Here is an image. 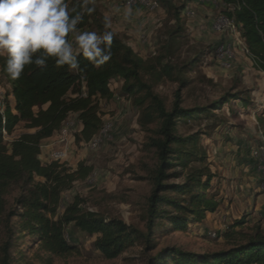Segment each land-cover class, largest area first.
<instances>
[{"label":"trees","instance_id":"trees-1","mask_svg":"<svg viewBox=\"0 0 264 264\" xmlns=\"http://www.w3.org/2000/svg\"><path fill=\"white\" fill-rule=\"evenodd\" d=\"M224 2L234 7L233 11L224 14L240 25L253 65L264 74V0ZM67 3L74 10L73 15L80 13L83 16L78 27L87 29L93 18V14L87 11L90 4L74 0H67ZM183 12L184 9L175 10L177 21ZM175 35L165 47L168 54L173 44L177 45L173 39ZM111 51L112 59L99 68L82 55L78 57L82 69L79 72L68 66L57 67L55 60L49 59L44 68L34 64L27 66L17 80L11 79L5 70L7 57L0 56L1 74L11 86L15 101L14 106L5 104L4 114L0 113V228L4 227L6 235V240L0 244V264L11 263L14 218H19V232L30 235L47 254L60 258L79 254L78 247L67 237V227L72 225L90 236H98L95 249L107 260H115L128 252L137 239L145 241L150 249L154 230L159 226H170L174 233L185 232L191 225L203 223L208 215L219 211L222 201L213 184L220 176L209 165L201 135L181 136L178 126L200 121L204 115L210 116L232 102L247 112L252 102L238 92L222 97L207 108L183 109L181 92L186 87L185 79L181 75L173 78L172 68L163 66V58L149 64L115 33ZM143 74L167 77L181 83L171 111L166 110L160 97L143 81ZM113 83H121L123 94L135 98L139 107L150 100L160 124L156 138L151 140L157 165L150 177L153 190L147 204L146 233L122 220H109L84 209L78 197L61 214L63 194L72 190L76 183L88 180L94 168L79 163L76 169H72L59 161L43 164L40 160L42 142L60 133L71 115H77L83 127L76 137L77 143H89L100 133L104 120L98 102L115 98ZM142 92L145 97L136 98ZM258 123L264 136V119L258 117ZM21 124L35 132L24 133L8 143L3 131L12 136ZM14 186H19V197L15 200V208L8 211L7 196ZM159 221L164 224L159 225ZM245 223V219H241L231 227L232 235L228 238L237 235L240 238L227 250L199 255L165 248L149 264H264V233L259 230L254 234L234 232Z\"/></svg>","mask_w":264,"mask_h":264},{"label":"rangeland","instance_id":"rangeland-1","mask_svg":"<svg viewBox=\"0 0 264 264\" xmlns=\"http://www.w3.org/2000/svg\"><path fill=\"white\" fill-rule=\"evenodd\" d=\"M74 1H83L94 8L91 24L85 30L102 34V31H106L104 16L108 14L111 20L108 30L132 45L149 64H154L161 57L163 66L172 68L173 78L181 75L186 83L181 92L183 109L207 108L222 97L238 92L252 102L247 112L232 102L210 116L204 115L200 121L179 124V135H201L212 171L217 172L214 169L220 154L215 134L219 136L228 126L237 131L246 126L259 130L255 123L258 117L264 119V74L254 67L244 48V40L236 31L222 33L215 30L214 21L228 12L224 0H211L205 5L196 0H157L160 7L156 11L139 5L129 6L126 0ZM129 8L130 14L127 13ZM176 9H184L180 21L175 19ZM188 10L195 11L196 16L188 17ZM175 33L173 39L177 45L173 44L168 54L165 47ZM223 47L229 57L224 61L219 58V51ZM157 72L160 74L161 69L158 68ZM156 76L143 74L142 79L160 97L166 110L171 111L181 83ZM112 89L114 99L98 102L104 126H112L100 149L93 151L89 143H77L76 137L82 124L77 115H71L68 119L75 127L69 136L66 164L76 169L79 163H87L94 168V172L88 180L76 183L72 190L63 194L60 213L78 197L84 209L109 220H122L128 226L146 233L147 204L153 190L150 177L157 165L156 150L151 146V140L156 138L160 124L150 100L139 107L135 98L123 94L121 83H113ZM11 91L7 79L0 73V98L5 104L14 106ZM145 95L142 92L136 98H144ZM34 132L21 124L12 136H6V140L11 143L24 133ZM51 147L59 149L58 144ZM213 185L219 197H224L222 179ZM18 197L19 186H14L7 196L8 211L15 208ZM224 201V207L218 211L217 217L212 216L203 223L191 225L185 232L174 233L170 231V226H159L154 230L150 249L145 241L137 239L128 252L115 260H107L95 249L98 236H90L72 225L67 227V237L78 247L79 254L65 258L47 254L40 250L30 235L19 232V218H14L10 264H149L165 248L199 255L227 250L240 238L238 235L228 238V235H232L231 227L241 219H245L246 223L235 233L254 234L258 230L264 233V208L256 210V205L235 203L230 195L224 197ZM158 223L164 224V221ZM4 240L5 230L1 227L0 244Z\"/></svg>","mask_w":264,"mask_h":264},{"label":"clouds","instance_id":"clouds-1","mask_svg":"<svg viewBox=\"0 0 264 264\" xmlns=\"http://www.w3.org/2000/svg\"><path fill=\"white\" fill-rule=\"evenodd\" d=\"M73 11L67 0H0V56L7 57L11 79H19L27 66L46 67L49 59L77 72L82 71L81 55L97 68L112 59L110 16H104L106 31L97 34L81 30L83 16ZM87 11L91 14L94 8Z\"/></svg>","mask_w":264,"mask_h":264},{"label":"crops","instance_id":"crops-1","mask_svg":"<svg viewBox=\"0 0 264 264\" xmlns=\"http://www.w3.org/2000/svg\"><path fill=\"white\" fill-rule=\"evenodd\" d=\"M128 45L134 49L132 45ZM255 124L259 128L258 119ZM215 140L218 141V146H220L218 147L220 154L219 160L216 162L217 167L214 170H217L219 176H222V178L220 176V179L224 182V197L227 198L230 195L231 200L233 199L235 203L244 202L245 205H256V210L264 208V193L260 191L262 174L257 161L252 157V150L264 141L262 132L257 129L254 130L250 126L241 128L240 131H237L236 128L231 129L228 126L223 129L219 136L215 134ZM69 143V137L66 142H61L60 133L43 141L40 155L41 162L43 164L51 163L53 153L58 151H67L69 155ZM55 144L59 145V149L54 150L51 147ZM68 155L64 163H67ZM224 197H220L222 205L219 210L224 207ZM217 213L208 215L207 219L212 216L217 217Z\"/></svg>","mask_w":264,"mask_h":264},{"label":"built area","instance_id":"built-area-1","mask_svg":"<svg viewBox=\"0 0 264 264\" xmlns=\"http://www.w3.org/2000/svg\"><path fill=\"white\" fill-rule=\"evenodd\" d=\"M196 1L199 4L205 5V4H209L211 0H196ZM126 2H127V5L129 6L139 5V6H143L147 8L150 11H156L160 7V3L157 0H126ZM225 6L228 7L229 12L234 10V7L232 6H227V5ZM187 16L192 18L196 16V13L195 11L188 10ZM214 27L217 32H222V33L236 31V33H238L240 37L242 38V32H241L240 25H237L234 22V20L229 19V17L226 14H221L214 21ZM244 44H245V40H244ZM244 48H246L245 50L247 51L246 44ZM219 52H220L219 58L222 59V61L229 58L227 53L224 51V47ZM83 89L84 91H86L85 84H84ZM4 111H5V103L0 98V113L4 114ZM74 127H75V124L67 120V122L64 124L60 132L61 142H66V139L70 136ZM111 128H112L111 125L104 126L103 129L100 131V133L89 142L88 144L89 148L93 151L100 149L102 143L106 140L108 136V132L111 130ZM3 134L4 136H7L5 131H3ZM67 155H68L67 151H58V152L53 153L52 159L53 161H59L61 163H64L67 158ZM252 157L257 161L259 170L262 174V182L260 185V191L264 193V141H262V143L259 146H257L256 148L252 150Z\"/></svg>","mask_w":264,"mask_h":264}]
</instances>
